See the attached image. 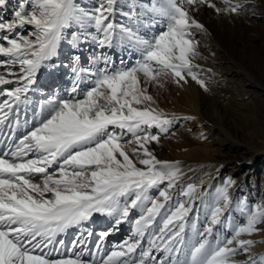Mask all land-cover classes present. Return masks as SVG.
<instances>
[{
  "label": "snow or ice",
  "instance_id": "snow-or-ice-1",
  "mask_svg": "<svg viewBox=\"0 0 264 264\" xmlns=\"http://www.w3.org/2000/svg\"><path fill=\"white\" fill-rule=\"evenodd\" d=\"M185 2L234 14L244 7L232 0H222L224 9L210 0ZM8 4L9 0H0V11ZM130 7L124 14L139 22L141 12L134 3ZM117 11V0H98L92 11L77 0H17L11 19L0 16V57L6 58L0 59V139L7 141V150L0 152V264H96L82 259L83 223L99 214L114 218L118 226L133 209L142 210L134 221L136 239L119 245L99 264H264V255L249 254L255 242L240 239L264 232V207L245 204L244 222L229 223L231 234L223 240L215 235L225 227V214L233 204L231 181L218 190L203 230L192 224L193 235L188 238L195 186L182 190L187 201L169 206L170 192L182 175L179 162L159 160L148 147L159 142L160 133L168 134L172 120L153 108L137 107L153 100L143 83L169 78L187 83L190 76L207 91L190 59L196 55L191 29L203 25L179 0H167L144 13L148 23L152 16L167 21L165 31L148 39L138 27L117 24ZM26 25L30 29L23 31ZM73 26L94 29L83 39L91 36L100 48L133 47L141 52V59L130 67L110 69L112 62L101 55L103 66L88 72L93 78L88 89L81 88L84 70L74 67L75 81L67 96L48 99L28 118L26 106L37 74L51 66L66 30ZM81 42V36L73 35L75 46ZM21 105L26 118L23 134L17 137ZM153 128L159 131H150ZM133 144L136 160L129 155ZM154 188L162 200L150 195ZM72 227H81L80 239L72 244L81 247V253L51 258L59 252L57 246L65 245L57 237ZM146 236L149 247L136 256ZM241 254L247 259L237 260Z\"/></svg>",
  "mask_w": 264,
  "mask_h": 264
},
{
  "label": "rangeland",
  "instance_id": "rangeland-1",
  "mask_svg": "<svg viewBox=\"0 0 264 264\" xmlns=\"http://www.w3.org/2000/svg\"><path fill=\"white\" fill-rule=\"evenodd\" d=\"M77 2L88 11H92L98 4V0H77ZM166 2L167 0H117L118 11L115 16V21L117 24L138 27L141 35L148 39H152L166 29L158 28L156 31H153L151 25L155 24V18H151L152 21L148 23L149 17L144 15V13L148 8ZM179 2L189 10L190 15L198 23L203 25V29H197L195 27L191 29L196 33H194L195 35L193 36V39L196 41L195 52L197 58L195 60L199 62L202 61L206 65H209L210 61L217 62L215 66L219 67V60H225L221 59L223 56L229 60L231 59V65L229 67H235L234 69L237 68L244 72L243 75L238 77H229V82L227 84H229L230 89H232L231 93H233L235 97L220 94L222 90L220 89L221 87L210 83H214V80H216V75L214 73L206 74L207 72L205 71L203 74L205 76L197 74L199 79L209 80L208 83L205 82V84L207 83V91L203 88V91L201 90V92L206 95L205 98L207 97V100L200 98L198 90L196 96H193L191 91L188 92V94L190 93V98L196 100V102L189 105V107L196 109L197 116L189 114L187 109L180 107L181 104L177 107L178 102L176 97L179 95L177 90L182 83L177 84L174 80L169 78L161 79L158 82L143 83L141 85L148 89L147 94L151 95L153 100L152 102H146V105H138L137 107L143 108L147 106L153 108L156 112L162 113L172 120V125L168 134L160 133L159 142H152L148 147L159 160L179 162L181 173L186 177L184 180L178 181L176 186L171 190L170 195L172 200L169 206L174 207L177 202L188 200V197L182 194V190H187V185H194L196 189L192 200L193 211L189 216L190 223L186 225L188 238H191L193 235L191 225L195 224L197 228L203 230V226L210 219V213L219 189L227 182L231 181V187L229 188V191H231L234 183L237 184V182L241 181L243 176L247 177L250 175L253 177V175H255L253 173L258 171V169H256L257 166L264 168V105L256 106V101L252 98L254 97L252 89H249L251 91L249 92L246 87L248 81L251 80L254 83L256 82L255 84L264 86V20H253L249 17L252 10L258 9L260 6L264 7V0H232L233 3L239 2L244 5L239 13L236 14L227 11L218 12L216 8L208 7L207 4L193 7L187 5L185 0H179ZM210 2L214 3L219 9H224L226 7L222 0H210ZM133 3L143 15L139 22L136 20H129L124 14L131 11L130 5ZM16 5L17 0H9L8 7L0 11V16H3L5 19H11ZM118 18L121 19V23L118 21ZM29 29L30 26L26 25L23 31H28ZM88 33H94V29L88 28L87 31H84L80 29L79 26H73L66 30L65 39L59 46L57 56L53 58V61L49 62L51 66L42 68L37 74L39 83L33 85L34 90L32 91L34 93L38 92V94L36 93L34 95L35 99L38 101L35 103L36 107H34V112L37 111L41 103H45L54 96H67L69 89L75 81V73L73 72L74 67L84 70L82 75H84L86 79L81 83L83 84L82 89H88L92 86L93 81V78L88 75V72H95L98 68L103 66V61L100 59L101 55L106 56L112 62L109 64L110 69L113 67L117 69L130 67L141 59V52L133 47L120 45L113 48H100L92 40L91 36H88L87 40L83 39ZM73 35L81 36L82 42L79 46H75L72 43ZM209 38L216 42V48L218 49L211 50L210 48L203 47V42H207L206 39L209 40ZM77 57H79L78 62L76 61ZM0 59L6 58L0 57ZM62 66L66 67L67 70L66 68H62ZM0 71H3V69H0ZM66 73L68 74L66 75L68 83L63 85V88H61L60 85L51 86L48 84L52 82L49 75L59 79L61 75L65 77ZM61 80L65 79L63 78ZM57 82H59V80H57ZM45 83L49 86L45 87ZM5 87L12 86L8 85ZM195 88L197 89L196 86ZM183 89L187 91L184 85ZM54 92L57 94L59 92V94L56 95ZM220 95L222 98H225L224 101L218 100L217 97ZM0 99H3V97H0ZM24 108L25 106L21 105L20 111ZM179 111L183 113V118L173 120L172 116ZM150 131L156 133L159 130L153 128ZM181 141H186L189 145L181 149L179 147ZM229 146L231 148H228ZM135 147L134 144L129 146V155L134 160H136V157L132 156L131 149ZM178 153H186V155L178 157ZM212 154L215 156L210 158ZM227 160L234 161V164L231 165L232 168L234 167L237 170V166L240 165L242 166V170L233 172L229 168H224L225 170L223 173L219 170L220 172H218V174L220 173V176L217 180L207 182L205 185L206 187L200 188L199 182L201 177L213 167H223V164ZM236 162L239 164L237 165ZM137 166L142 167L139 164H137ZM263 171V169L259 170L260 176L258 175V178L248 183L249 187L251 185L260 187V191L256 190L255 192H250L248 187L246 190L239 191L236 194V200H232V210H230V213L225 214V227L220 228V230L215 233L221 240L231 234L230 228L229 230H225L227 223L242 224L244 222L245 214L241 211V208L244 207L245 204L250 208H255L257 206L264 207V189L261 187L262 176L264 175ZM163 187V185L160 186V188ZM200 189H202L201 196H199L198 193ZM205 189H208L206 196H204ZM158 191V188H154L150 190V195L162 200V198L158 197ZM251 194L255 195V199L251 198ZM199 197H202V202L196 203V201L200 199ZM240 202H244V204ZM195 204H200V207L196 209ZM165 211L166 209L161 210V215H163ZM141 214V209H133L129 219L121 222L118 227L114 225V218L94 214L91 220L83 224L86 237L89 236V232H91L92 238L96 237L93 247L91 246L89 252H95L97 245H99V249H102L99 251L96 249V252L101 254L102 257L104 252L106 258L111 251L117 250L118 246L125 241L130 242L135 240L134 221L139 218ZM156 223L159 225L160 217H157ZM93 226L96 231L91 229ZM103 227L105 228L102 230ZM75 228L77 227L69 228L66 233L68 234V232ZM78 228L77 231H80L81 228ZM109 230H111L109 235L101 237V233L109 232ZM60 235H63V237L65 236L64 234ZM149 239V236L144 238V241L137 249L136 256H138L141 249H147L149 247ZM240 239H251L255 242V246L251 249L249 254L257 257L264 255V232H258L252 236H242ZM66 245H68V242L65 243L63 248L57 246L59 252L53 253L52 257H55V255L61 256L63 252L66 251ZM72 249L73 247L71 250ZM87 249L89 248L86 246L85 240L83 250ZM44 251L48 250L45 249ZM69 251L70 249H68L66 254H69ZM94 252L90 258L84 260L92 261ZM156 255L161 258L163 256L161 253H156ZM239 258L247 259V256L241 254ZM99 261L100 260H98L96 264H99Z\"/></svg>",
  "mask_w": 264,
  "mask_h": 264
},
{
  "label": "bare ground",
  "instance_id": "bare-ground-1",
  "mask_svg": "<svg viewBox=\"0 0 264 264\" xmlns=\"http://www.w3.org/2000/svg\"><path fill=\"white\" fill-rule=\"evenodd\" d=\"M144 1H146V0H144ZM132 10V9H131ZM141 16H143V15H141ZM249 17L251 18V19H262V20H264V7L263 6H260L258 9H254V10H252L251 12H250V15H249ZM152 18H155V20H154V23L155 24H153V25H151L152 26V29H153V31H156L158 28H163V29H166V26H167V21L164 19V18H162V17H158V16H152ZM118 21L121 23V19L120 18H118ZM152 21V20H151ZM166 25V26H165ZM191 32H192V36H194L196 33H195V31H192L191 30ZM195 33V34H194ZM206 41L207 42H203V47H205V48H210L211 50H216V49H218V48H216V42H214L213 40H211L210 38H209V40L208 39H206ZM256 47V46H255ZM197 55H195L194 57H190V59H191V63H192V65H193V71L196 73V74H198V75H203L204 74V72L206 71L207 73L206 74H212V73H214L215 75H216V80H214V83L213 82H210V83H212V84H216V85H219V87H221L220 89H222L221 90V93L220 94H223V95H227V96H233V97H235L234 96V94L233 93H231L232 92V89H230V86H229V84H227L228 82H229V77H238V76H240V75H243L244 74V72H242L241 70H239V69H234V68H231V67H229L230 65H231V59L229 60L228 58H225V57H221V59H225V60H219V62H220V68L218 67V66H215V64L217 63H215V62H213V61H210V63H209V65H206V64H204L202 61H197V60H195L197 57H196ZM213 62V63H212ZM234 64V63H233ZM206 65V66H205ZM218 71V72H217ZM222 74H221V73ZM60 76V75H59ZM203 76H205V75H203ZM48 77V76H47ZM47 77H46V79H47ZM49 78L50 79H53L54 77L53 76H50L49 75ZM187 78V83H183V82H181L182 83V85L178 88V90H177V92L179 93V95L176 97V99H177V102H178V104H177V107L179 106V104H181L180 105V107L182 108V107H184L185 109H187V111H188V113L189 114H192V115H196L197 116V114H196V109H193V108H190L189 107V105H192L194 102H196V100H194V99H192V98H190V93L188 94V92H190L191 91V93H192V95L193 96H196V92H197V90L199 91L198 93H199V96H200V98H203V99H206L205 98V96L206 95H204L202 92H201V90L203 91V89L200 87V85L195 81V80H193V79H191V77L190 76H188V77H186ZM202 80V79H201ZM250 80V79H249ZM204 82H209V80L208 79H204L203 80ZM39 82H38V80H37V83L36 84H38ZM206 83V84H207ZM209 83V84H210ZM256 83V82H255ZM252 80L251 81H248V83H247V85H246V87L248 88V90L249 89H252V93H253V96L254 97H252L256 102H255V104H256V106L258 105V106H263L264 105V86H262V85H260V84H255ZM45 84H47V83H45ZM183 85L185 86V88H187V91L185 90V89H183ZM195 86L197 87V89L195 88ZM244 86V85H243ZM245 87V88H246ZM32 92V91H31ZM223 92V93H222ZM249 92H251L250 90H249ZM202 95H201V94ZM205 93V92H204ZM203 96V97H202ZM218 98V100H220V101H224L225 100V98H222L221 97V95L220 96H218L217 97ZM207 100V99H206ZM183 113L181 112V111H179V112H177L174 116H172V119L173 120H178V119H181V118H183ZM187 116H189V115H187ZM23 134V124H21V128H19V130L16 132V136L17 137H19V136H21ZM189 145V143L188 142H186V141H181L180 142V148L181 149H184L183 147H187ZM178 147V148H179ZM228 148H231L230 146L228 147ZM5 150H7V141L6 140H3V139H0V152H3V151H5ZM186 155V153H178L177 154V156L178 157H183V156H185ZM192 156H194V155H192ZM215 155L214 154H212L211 155V157L210 158H213ZM237 163V165L239 164L238 162H236ZM234 164V161L232 162V161H226L224 164H223V167H220V168H215V167H213L211 170H209L208 172H206L205 173V175H203L202 177H201V180H200V182H199V187L200 188H203V187H206L205 185L207 184V182H210V181H215V180H217L218 179V177L220 176V173L218 174V172H220L219 170H221L222 171V173L224 172V170L225 169H231L233 172H237V171H241L242 170V166H240V165H238L237 166V170H236V168H232L231 167V165H233ZM225 168V169H224ZM241 168V169H240ZM256 169H258V171L259 170H264V168L263 167H256ZM258 171H256V173L254 172H252L253 174H255V175H253V177H251L250 175H248L247 177H245V176H243L242 178H241V181H239V182H237V184H235L234 183V186H233V188L231 189V191H229V195H230V197H231V199L234 201V200H236V194L239 192V191H243L244 189L246 190V189H248V183L249 182H251L252 180H254L255 178H258V175L260 176V174H259V172ZM264 172V171H263ZM185 175V174H184ZM184 178H186V177H184L183 176V174L181 175V178H180V180L179 181H182V180H184ZM252 187V188H251ZM263 189H264V175L262 176V186H261ZM256 190H261L260 189V187H257L256 185H251L250 187H249V191L250 192H255ZM208 191V189H205V194H204V196H206L207 195V192ZM198 193H199V196H201L202 195V189H200V191H198ZM260 193V192H259ZM200 198V197H199ZM251 198L252 199H255V195L254 194H251ZM200 200V201H199ZM203 201H204V199H203ZM198 202H202V197L200 198V199H198V201H196V203H198ZM200 207V204H195V208L196 209H198ZM230 210H232L231 209V207H230ZM230 223V222H229ZM229 223H227L226 225H227V227L225 228V230H229V227H228V225H229ZM84 224V223H83ZM232 224V223H231ZM94 227V226H93ZM92 227V228H93ZM115 227H118V226H115ZM262 227H264V225H262ZM78 229V227L77 228H75V229H73V230H71L70 232H68V234L67 233H62V234H64L65 236L63 237V235H60V236H58L57 238L58 239H60V237H61V239H63L64 241H65V243H67L68 242V245H66V251H64L63 252V254L61 255V256H63V257H67V256H69V254L70 255H73V254H79V253H81V251H82V249H81V247H79V246H77V247H74L72 250H71V248H72V244L71 245H69L70 244V241L72 240V235L74 234V232L76 231ZM111 230H109V234L111 233L110 232ZM80 233H81V231H80ZM91 233V232H90ZM93 234V233H92ZM76 235H78V237H79V233H77ZM95 236H96V233H95ZM77 236H76V241H78L79 239H80V237L78 238ZM95 238L96 237H94L93 238V242L92 243H94V241H95ZM83 239H84V241L86 240V246H88V248L89 249H87V250H83V256H82V258L83 259H88V258H90L91 257V255H92V253L94 252V251H90L89 252V250L91 249V246L93 247V244L91 243L90 245L88 244V241H87V239H86V235L84 234V237H83ZM90 238H88V240H89ZM68 249H70V251H69V254H66L67 252H68ZM97 249V248H96ZM96 249H95V252H94V254H93V258H92V260H95L96 262L98 261V260H101V258H102V256H101V254H98L97 252H96ZM100 249H102V248H100ZM99 249V250H100ZM45 252H47V251H45ZM61 253H62V251H61ZM239 256L240 255H238L237 257H236V259L237 260H239V261H244L245 259H241V258H239ZM103 257L105 258V255H104V252H103ZM51 258H59V256H56L55 255V257H51ZM100 262V261H99Z\"/></svg>",
  "mask_w": 264,
  "mask_h": 264
}]
</instances>
